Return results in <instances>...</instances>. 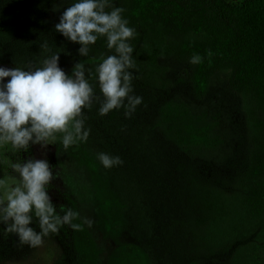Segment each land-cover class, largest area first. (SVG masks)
<instances>
[{
  "label": "rangeland",
  "instance_id": "obj_1",
  "mask_svg": "<svg viewBox=\"0 0 264 264\" xmlns=\"http://www.w3.org/2000/svg\"><path fill=\"white\" fill-rule=\"evenodd\" d=\"M74 2L0 0V67L39 66L49 55L40 48L47 41L52 51L64 50L59 67L66 74L77 62L92 69L89 82L102 100L95 68L101 56L114 54L106 38H98L82 57L81 45L55 31ZM129 2L110 0L125 9L122 17L137 33L130 41L136 62L132 84L143 102L132 116L126 118L124 108L101 116L100 103L94 101L83 110L89 137L74 146L72 156L61 141L56 147L30 145L27 152H13L8 145L0 153L13 162L21 157L48 160L57 177L47 186L49 195L58 196V203L60 193L72 199V210L79 213L73 222L83 226L92 264H126L113 257L126 243L139 244L151 264H262L264 211L252 202L245 180L253 148L245 93L230 89L229 69L216 70L204 90L196 89L195 64L185 47L192 34L167 33L132 13ZM208 118L216 126L210 144L208 136H200ZM99 152L124 163L106 169L97 159ZM5 172L15 175L0 164V179ZM85 218L93 221L91 227ZM30 226L40 230L35 218ZM82 252L69 225L33 248L21 245L0 224V264H82Z\"/></svg>",
  "mask_w": 264,
  "mask_h": 264
},
{
  "label": "clouds",
  "instance_id": "obj_2",
  "mask_svg": "<svg viewBox=\"0 0 264 264\" xmlns=\"http://www.w3.org/2000/svg\"><path fill=\"white\" fill-rule=\"evenodd\" d=\"M108 8L112 10L106 11ZM57 10L54 6L53 11ZM124 11L110 0H77L63 11L55 25L56 32L81 45L78 53L82 57L88 56L90 46L101 37L106 38L107 48L114 50V54L101 56L95 68L102 100L89 82L92 69L77 62L71 75L66 74L59 67L64 50L52 51L47 41L40 48L49 55L39 66L0 67V149L8 145L13 152H27L30 145L47 148L56 144L58 134L65 150L80 141L86 142L91 129L85 128L87 117L83 110H90L94 101L100 103L101 116L121 108L126 118L132 116L143 98L134 94L132 84L131 70L136 68V62L130 41L137 33L122 17ZM200 62L199 55L190 59L191 64ZM7 77L10 80L4 83ZM97 159L106 169L124 163L119 156L104 152L97 153ZM0 164L15 173L5 172L0 179V224L6 233L15 234L21 245L42 246L44 238L57 233L63 225L83 230L82 224L73 223L78 212L61 208L64 214L57 213L47 187L57 177L47 159L13 162L0 153ZM34 218L39 231L30 226ZM83 223L91 227L93 221L85 218Z\"/></svg>",
  "mask_w": 264,
  "mask_h": 264
},
{
  "label": "trees",
  "instance_id": "obj_3",
  "mask_svg": "<svg viewBox=\"0 0 264 264\" xmlns=\"http://www.w3.org/2000/svg\"><path fill=\"white\" fill-rule=\"evenodd\" d=\"M129 9L151 19L167 33L192 34L185 47L191 58L194 55L201 57L194 69L196 89L204 90L216 70H230L229 87L245 93L253 127V148L245 180L249 184L252 202L264 211V0H130ZM0 32L1 37L3 30ZM206 122L200 136H208L206 143L210 144V133L216 126L213 118ZM179 143L184 145L182 140ZM74 146L78 147V143L67 149L71 156ZM86 173L90 175L91 172ZM60 196V203L58 196H52L57 213L61 208L64 211L70 207L73 209L72 199L66 193H60ZM84 235V231H75L76 243L84 251L82 264H92L93 256L88 252L92 247ZM113 257L125 259L126 264H151L140 245L134 243L121 245ZM260 259L264 264V254Z\"/></svg>",
  "mask_w": 264,
  "mask_h": 264
},
{
  "label": "flooded vegetation",
  "instance_id": "obj_4",
  "mask_svg": "<svg viewBox=\"0 0 264 264\" xmlns=\"http://www.w3.org/2000/svg\"><path fill=\"white\" fill-rule=\"evenodd\" d=\"M58 141H60L59 136H58L57 142H56V144H55V147L57 146ZM62 146H63V144H62ZM25 154H26V153H25ZM23 161H24V160H22V159H21V160L18 159V160L15 161V162H23Z\"/></svg>",
  "mask_w": 264,
  "mask_h": 264
}]
</instances>
